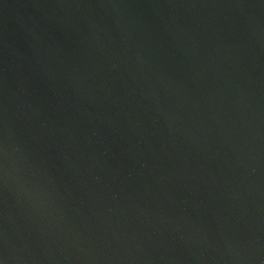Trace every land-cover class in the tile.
<instances>
[{"label":"water","instance_id":"95a60500","mask_svg":"<svg viewBox=\"0 0 264 264\" xmlns=\"http://www.w3.org/2000/svg\"><path fill=\"white\" fill-rule=\"evenodd\" d=\"M0 264H264V0H0Z\"/></svg>","mask_w":264,"mask_h":264}]
</instances>
